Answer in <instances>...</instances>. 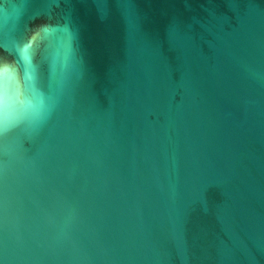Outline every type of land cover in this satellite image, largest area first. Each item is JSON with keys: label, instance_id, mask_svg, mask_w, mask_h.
<instances>
[{"label": "water", "instance_id": "obj_1", "mask_svg": "<svg viewBox=\"0 0 264 264\" xmlns=\"http://www.w3.org/2000/svg\"><path fill=\"white\" fill-rule=\"evenodd\" d=\"M0 264H264V0H0Z\"/></svg>", "mask_w": 264, "mask_h": 264}]
</instances>
